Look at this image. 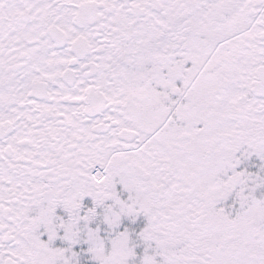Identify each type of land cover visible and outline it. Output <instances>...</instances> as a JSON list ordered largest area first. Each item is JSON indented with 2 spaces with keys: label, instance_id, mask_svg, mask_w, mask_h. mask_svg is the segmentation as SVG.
I'll return each instance as SVG.
<instances>
[{
  "label": "snow or ice",
  "instance_id": "snow-or-ice-1",
  "mask_svg": "<svg viewBox=\"0 0 264 264\" xmlns=\"http://www.w3.org/2000/svg\"><path fill=\"white\" fill-rule=\"evenodd\" d=\"M0 264H264V0H0Z\"/></svg>",
  "mask_w": 264,
  "mask_h": 264
}]
</instances>
